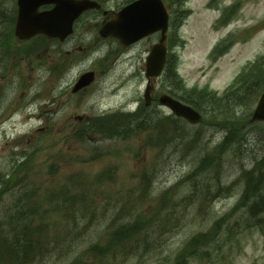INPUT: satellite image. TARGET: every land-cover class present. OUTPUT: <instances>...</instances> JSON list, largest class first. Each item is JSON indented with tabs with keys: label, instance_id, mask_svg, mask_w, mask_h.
I'll use <instances>...</instances> for the list:
<instances>
[{
	"label": "rangeland",
	"instance_id": "rangeland-1",
	"mask_svg": "<svg viewBox=\"0 0 264 264\" xmlns=\"http://www.w3.org/2000/svg\"><path fill=\"white\" fill-rule=\"evenodd\" d=\"M14 1L7 0L10 7ZM97 1L103 7L78 19L77 34L66 42L44 36L22 41L14 36L7 46L17 53L5 56V64L0 61V186L10 175L14 179L9 193L6 182L0 187V246L11 244L16 236L27 242L51 239L59 253L44 264H72L82 247L103 239L109 224L116 227L114 237L123 238L119 232L123 222L137 220L142 230L127 234L126 240L138 249L130 251L128 242L124 244L128 249L116 247L113 251L119 256L112 255L109 264H175L177 254L196 233L207 252L187 255L183 264H264L261 228L244 229L231 244L226 233L247 216V208L235 204L243 188L239 174L264 153V119L253 120L264 92L260 56L264 55V0H168L176 5L167 42L168 68L152 80L156 100L150 109L144 105L146 57L158 39L152 36L131 49L122 45L117 49V43L102 38L99 30L110 13L134 0ZM183 19V27H177V20ZM102 41L110 45L94 43ZM213 47L219 56H211ZM2 49L0 45V53ZM58 64L61 71L55 73ZM87 71L94 72L95 82L87 90H73L74 78ZM167 91L182 101L191 99L187 95L202 96L195 99L201 123H182L176 140L168 129L145 126L169 113L158 102ZM100 118L103 121L97 124ZM183 131L188 136L200 131L198 151L209 150L223 163L222 172L212 167L197 180L207 184L204 181L218 175L223 184L233 182L230 191L214 197L212 185L209 198H204L210 201L199 206L198 193L194 205L191 199H180L192 194V187L180 180L196 174L199 156L197 151L181 156ZM145 172L151 178L149 191ZM254 175L249 197L264 187V176ZM176 187L177 201L172 197L159 201L164 189ZM71 209L76 210L71 213L86 211V215L77 213L79 224L73 232ZM257 217L264 221V211ZM23 222H29L27 234L20 229ZM215 225L218 229L213 233ZM244 225L241 222L238 230Z\"/></svg>",
	"mask_w": 264,
	"mask_h": 264
},
{
	"label": "trees",
	"instance_id": "trees-1",
	"mask_svg": "<svg viewBox=\"0 0 264 264\" xmlns=\"http://www.w3.org/2000/svg\"><path fill=\"white\" fill-rule=\"evenodd\" d=\"M14 7L15 5L10 7L7 0H0V35H1L0 45H2L3 47L2 52L0 53L1 62L5 56H11L12 53H17V50L7 46L10 43V41L14 40V34H13V23H14V13H15ZM255 64H258V62ZM199 98H202V96L197 97V98L187 99V101L188 103H191L192 105H194L195 99H199ZM202 108L206 110V107L203 106ZM205 113H207V111H205ZM145 120H148V119H145ZM102 121L103 119L100 118L97 120L96 123L100 124ZM184 122L173 119L171 116H165V117H159V119H154L153 121L149 120L148 127L151 130H157V131L168 129L170 130L168 135L174 140H176L177 138L180 137V131L183 129V128L182 129L180 128H181L182 123L184 124ZM95 132L97 133L96 130ZM182 137H183L182 147L185 153H187L189 150H192L193 153H195V150L198 152L197 149L199 148H197V146L200 145V143H202L201 141L202 134L200 131H197L193 137H188L185 131H183ZM224 142L225 140L222 141L223 144ZM17 144L18 143L15 142V145ZM218 147L219 146H216L214 150H216ZM214 153H216V151ZM222 164L223 163L221 162V160H219V158L217 157L213 158L212 153L209 152V150L203 151V152L200 151L199 156H198L197 167L195 169L196 174L189 173L188 175L184 176L180 180L181 183L186 181L187 182L186 184L192 187V190H193L192 194L188 196L184 195L180 199L184 198L187 201L191 199L190 202L193 203L194 199L197 198L196 194L198 193L197 194L198 197L199 196L201 197L200 199H198V206H199L205 202L210 201V200H204V198H207V197L209 198L210 195L208 191L210 190V187L212 185L216 186V190L214 191V194H212L211 197H214V195H216L217 193L221 194V193H227L228 191H230V188L232 187L233 182L223 184L222 176L216 175L215 176L216 179H213V181L211 179L204 181V183H207V184H203V182L199 181V179L197 180V178L200 177L201 175L207 174L212 167L215 168L216 173L219 171L222 172L221 170ZM255 172H257V176H264V153L260 157L255 159L254 164L251 168H243L239 174V177L241 178V180H243V188L235 204H237L238 206L246 207L247 216L243 218L241 217L242 220L240 221V223L243 222V224H245L242 230H238V227L240 226L239 222H237L236 225L234 224L227 228L226 233H227V236L230 238L229 244H231L234 238L238 240L237 236H239L241 231L243 233L244 229H248L251 227H258V228H261V231L264 234V221L261 218L257 217L258 213L264 211V187L262 188L258 187V189L255 190V193L252 197L248 196L253 183H255L254 182ZM143 176H148V175L144 174ZM11 180H14L12 175H10V179L3 181L4 184L6 182L5 186L8 187V193L10 192L11 187H12ZM260 180H263L262 177H260L259 181ZM144 182L146 184V189H148L151 184V178L145 177ZM2 183L0 187L3 186ZM194 189H196L195 192H194ZM2 194H3V191L0 189V201L2 200V197H1ZM177 194H178L177 187L174 188L173 190L171 188L169 189L166 188L164 191H162V195L164 197H167L166 200H169L170 197H172L174 201H177V199H175L176 198L175 196H177ZM219 196L220 195H218L217 197ZM175 203L176 202L174 203L172 202L173 207H175L174 206ZM233 210H234V206L232 207L230 212H232ZM25 211L28 212L27 210ZM73 211H76V210L71 209L70 213ZM77 213L79 215L80 214L86 215V211H83V210H79L76 213L70 214V218L72 220V221L69 220L70 221V224H69L70 232L77 230V227H78L77 225L79 224L77 220L78 218ZM146 221L147 219L144 220V223H143L144 225L147 224ZM111 225L109 224V226ZM74 226H77V227H74ZM118 226H120V224ZM115 228L116 227L108 228L106 231H104L103 239L89 242L88 246L82 247L79 253L77 254V256H75V258L72 260L73 261L72 264H104L103 263L104 257L107 254L112 255L114 253L113 250L116 247H119L122 249H128L126 248L127 247L126 245L128 244L131 245L130 240L129 242L126 240L128 235H133L136 232H140L142 230L141 224L137 220H134L132 223H129V224L124 222L121 226V229L119 230V232L120 231L123 232V233H120V236H122L123 238H116L114 237V235H116V232H114ZM20 229L22 230V234H27L28 229H29V222L27 224L23 222ZM217 229H218V225H215L213 229L211 230V232L215 233ZM125 235L126 237H124ZM19 238L21 237L16 236V240L12 242L11 244L6 245L7 243H4V245L0 246V258H1L0 264H7V262H11L10 264H18L20 262L23 263L24 261H26L28 264L30 260L32 263L37 258H39V256L50 254L52 251L51 242L53 241H50L51 239H48L47 242L44 243L42 241L34 242L31 240L33 238H30L28 242L20 240ZM200 239H201L200 235L196 234L190 241V244H189L190 247L188 245V247L184 248L183 250L184 254L182 256L181 255L176 256L175 264H183V261L185 260L187 255L193 256L195 253L194 248L195 249L198 248ZM126 242L128 243L124 246ZM70 247L73 248L74 245ZM129 249H131L130 251H132V250L138 249V246L133 244L131 245ZM32 257L34 258L31 259ZM28 258L30 260H28Z\"/></svg>",
	"mask_w": 264,
	"mask_h": 264
},
{
	"label": "water",
	"instance_id": "water-1",
	"mask_svg": "<svg viewBox=\"0 0 264 264\" xmlns=\"http://www.w3.org/2000/svg\"><path fill=\"white\" fill-rule=\"evenodd\" d=\"M51 0H18V17L15 27V35L21 39H27L36 33L42 32L51 36H58L60 39L64 38L71 30V24L75 16L82 10L81 5L72 0H52L56 1V8L50 12L41 14L37 11L40 4L44 2H50ZM88 7H94V2H85ZM137 3L132 4L124 8L115 17L122 18L123 14L126 16L127 11L131 7H135ZM117 18V19H118ZM124 25L129 26V23L124 19ZM161 29L163 30L162 38L159 43L153 46L151 54L147 58V70L146 76L156 77L160 74L164 59L166 48L164 45L165 30L167 28L166 16L164 15L160 21ZM133 26V25H131ZM100 33L102 35L111 34L119 37L122 42L128 43L137 40L140 36L146 33L133 32L130 27L126 29L121 28V20L116 21L115 24L108 22ZM90 75L85 78V81L90 80ZM85 81H81L78 86H83ZM150 85L147 84L145 91L146 104L150 103ZM160 102L167 105L177 115L189 119L192 122H197L200 115L195 112L191 107L180 103L179 101L171 98L168 95H163L160 98ZM253 119H264V92L262 93L258 102L257 108L253 114Z\"/></svg>",
	"mask_w": 264,
	"mask_h": 264
},
{
	"label": "flooded vegetation",
	"instance_id": "flooded-vegetation-1",
	"mask_svg": "<svg viewBox=\"0 0 264 264\" xmlns=\"http://www.w3.org/2000/svg\"><path fill=\"white\" fill-rule=\"evenodd\" d=\"M103 14H106L104 11L102 12ZM147 39H149V38H147ZM107 41H109V40H114L116 43H117V49H119V48H121V44H120V42L117 40V39H112V38H108V39H106ZM95 82V81H94ZM93 82V83H94ZM93 83H91V84H89V85H87V86H85V87H81V88H79V89H77L79 92H80V90H87V89H89L91 86H92V84ZM77 93V92H76Z\"/></svg>",
	"mask_w": 264,
	"mask_h": 264
},
{
	"label": "bare ground",
	"instance_id": "bare-ground-1",
	"mask_svg": "<svg viewBox=\"0 0 264 264\" xmlns=\"http://www.w3.org/2000/svg\"><path fill=\"white\" fill-rule=\"evenodd\" d=\"M29 264H32V263H31V260H30Z\"/></svg>",
	"mask_w": 264,
	"mask_h": 264
}]
</instances>
